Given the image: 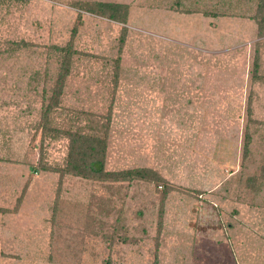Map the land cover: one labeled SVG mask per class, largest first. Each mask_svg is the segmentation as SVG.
Instances as JSON below:
<instances>
[{"label": "rangeland", "instance_id": "obj_1", "mask_svg": "<svg viewBox=\"0 0 264 264\" xmlns=\"http://www.w3.org/2000/svg\"><path fill=\"white\" fill-rule=\"evenodd\" d=\"M90 1L129 6L119 54L121 26L72 6ZM256 2L0 4V209L10 211L0 213V264H153L156 241V264H264V182L246 184L264 164ZM73 26L77 54L46 116V129L58 130L49 132L41 119L57 72L54 47ZM105 123L104 171L146 169L174 188L158 236L163 184L61 173V132L90 135Z\"/></svg>", "mask_w": 264, "mask_h": 264}, {"label": "trees", "instance_id": "obj_2", "mask_svg": "<svg viewBox=\"0 0 264 264\" xmlns=\"http://www.w3.org/2000/svg\"><path fill=\"white\" fill-rule=\"evenodd\" d=\"M19 2L25 0H0V4L6 2ZM72 6L75 8H81L84 13H87L91 16L107 20L111 23L119 24L121 27L119 29V37H118V49L117 53L119 54L122 49V45L124 44L125 35H126V21L128 17L129 6L127 4L115 3V2H98V1H90V2H75L72 3ZM184 14H191L189 11H182ZM196 13V12H195ZM203 15L205 13H202ZM80 15V14H77ZM209 16V15H207ZM212 17V16H211ZM253 20L257 27L258 35L264 34V0H257L254 15L250 17ZM76 26H73L70 31L69 41L61 48L54 47V50L58 53V66L56 77L54 79V84L50 89V95L48 97V101L46 103L43 117L41 119V127L43 130H47L49 132H57L58 130H51L47 128V114L50 110L54 109L56 105H58V98L62 93L63 86L65 84V80L70 73V68L72 65L73 56L77 54V51L73 48L72 42L73 38L76 34ZM14 46H18L14 44ZM118 59L113 61V66L116 69ZM257 69V60L254 58L253 63V76L256 73ZM114 81H115V74ZM110 109V105L108 107ZM250 106L247 105V115H248V124H253L255 121L249 118L250 116ZM107 124H104V127H97L96 125L91 127L90 135H75V133H71L68 130L62 131V136L68 139V150L66 154L65 166L61 170V173L71 174L76 177H80L83 179H88L91 181L97 182H109V183H122V182H132V181H146V182H154L163 184V188L159 195V206L157 213V221H156V236H158L160 232L161 226V218H162V207L164 201L166 199L167 193L169 191L174 190L173 187L168 186L164 181L161 180L160 177L155 175L152 171L146 169H133V170H123L118 172H106L103 170L104 164V155H105V132ZM103 136H101L102 132ZM101 132V133H100ZM250 133L247 128L244 129L243 134V145H242V153L246 154L250 143ZM41 170H46L44 167ZM261 175L259 177H251L246 179L247 187L249 188V182L254 183L258 182L260 184L262 181L264 182V164L260 168ZM253 185V184H252ZM19 200L17 201V204ZM10 211L7 209H0L1 214H6ZM156 250H158V244L156 241L155 245V258L153 264H156Z\"/></svg>", "mask_w": 264, "mask_h": 264}]
</instances>
